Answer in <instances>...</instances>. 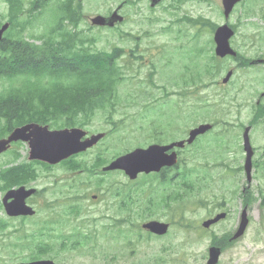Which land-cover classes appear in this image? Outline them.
Returning <instances> with one entry per match:
<instances>
[{"label":"rangeland","instance_id":"rangeland-1","mask_svg":"<svg viewBox=\"0 0 264 264\" xmlns=\"http://www.w3.org/2000/svg\"><path fill=\"white\" fill-rule=\"evenodd\" d=\"M125 1L78 0V3H83L84 12L79 30L93 26L90 19L85 21L88 16H108L120 6V14L125 17V21L115 28L97 27L82 34L90 40L86 47L93 51L112 53L116 48L123 50V56L117 59L123 77L118 87L121 100L114 115V122H119L121 126L112 134L115 127L110 116L100 111L91 121V131L106 130L110 135L98 149L86 155L84 161L91 164L96 157L112 160L118 153L124 154L140 147L143 136L161 128V122L179 124L182 130L176 129L172 139L176 141L184 133L188 138L189 131L204 123H217L218 129L214 134L201 137L184 154L186 162L180 163V167L190 174L189 180L186 177L190 185L188 189L184 188L185 181L182 182L180 175L174 187L166 193L158 189L145 191L144 194L137 192V187H131L125 176L109 173L102 179L93 178L97 184L91 188L80 184L82 189L79 194L100 192L104 200L94 205L81 202L83 212L72 216L68 212V207L72 206V193L64 183L61 187L63 203L55 210L60 215L55 226L57 232L45 235L39 242L52 241L55 249H60L59 255L51 253L57 263L207 264L211 234L200 232L196 226L199 224L201 227V221L218 212L220 204L225 203L223 211H229L230 217L212 227L210 232L223 234L238 228L236 226L244 207L238 190L247 184L245 172H242V131L252 120L254 105L264 93V65L239 68L237 61L227 60L225 65L235 67L231 81L226 85L221 83L227 69L221 70L219 75L214 71L209 78L214 32L210 27H203L202 18L223 25L226 20L221 0H164L163 7L159 9L151 7L150 0H127L128 4ZM7 6L5 0H0V20L7 15ZM58 6L57 1L45 5L37 21L49 26L57 24ZM228 22L238 28L232 44L241 53L248 58L264 56V0H247L238 5ZM43 24L34 22L25 37L42 32L45 28ZM200 45L206 49L204 55L198 48ZM133 57H138L136 62ZM187 70H191V74ZM193 75H202V80H195ZM8 86V81L0 79V90ZM184 90L190 94L180 96L179 92ZM152 110H160L161 114L149 115ZM26 118L21 117L18 122L15 120L8 124L29 123H20ZM223 128L226 131L222 135L220 130ZM10 130L8 125L4 127L5 132ZM250 135L257 151L256 161L264 160V119L255 124ZM225 143L230 152L223 155ZM23 149L27 151L26 145ZM253 176L254 196H258L260 190L264 193V171L257 169ZM79 177L81 182L89 179L86 175ZM42 182L39 178L36 184L41 186ZM124 187L133 198L124 217L127 221L132 219L131 223L135 226L125 224L118 228V225H123L119 222L122 213L119 208H113L110 194L115 195ZM260 204L261 200L248 208L251 223L246 236L227 249L219 264H264V207ZM44 209L42 207L40 212H45ZM152 219L175 222L172 232L159 239H142L134 227L139 225L142 229V224ZM0 220L9 221V227L0 232V243L8 246L0 257L5 264H21L29 255V250L21 251L11 244L21 236L19 231L28 229L27 232L31 233L30 230L38 229L43 221L41 214L24 223L5 218L0 209ZM77 230L88 235V244L82 250L72 246L77 239L74 235ZM70 235H73L71 239ZM67 239H70L69 249L64 250L62 243Z\"/></svg>","mask_w":264,"mask_h":264},{"label":"trees","instance_id":"trees-1","mask_svg":"<svg viewBox=\"0 0 264 264\" xmlns=\"http://www.w3.org/2000/svg\"><path fill=\"white\" fill-rule=\"evenodd\" d=\"M13 1L12 15L15 21L10 32L13 37L0 42V79L9 82L8 88L4 87L0 90V135L8 123L19 121L16 120L18 116L28 117L20 120V123L38 122L49 124L53 128L83 127L91 123L100 111L110 116V121L115 127L112 134L116 133L121 125L119 122H114V115L120 106L121 98L118 94V87L123 81L122 72L117 65L118 49L112 53H104L86 47L85 44L90 40L76 31L82 18L81 6L73 7V2L70 1H68L70 6H67V3L58 13L57 24L44 25L46 27L42 32L31 34L32 39L41 42H29L23 33L32 21L19 20L22 7L19 6L18 0ZM42 9L43 7L41 10L37 7L31 9L29 16L33 22L38 19ZM68 22L74 27L71 28ZM203 27H210L214 32L218 24L207 19ZM256 58L264 59V56ZM237 60L241 62L239 66L250 67L247 62L252 59L239 53ZM212 61L214 64L208 74L209 78L214 71L219 75L221 70L227 69L222 60L213 57ZM192 78L201 81L202 75H193ZM260 102L254 107H264V102ZM262 119H264V110H255L249 124L254 125ZM4 135L5 133L1 136ZM114 158L116 157L113 156ZM110 161L111 159L103 160L96 157L91 164L82 161L75 162L70 167H76L79 170H89L94 167L92 172L101 173L102 167ZM256 166L263 167L264 162L258 161ZM4 176L7 174L2 175L3 178ZM181 179L184 183L185 172L183 170H181ZM0 190H2L1 187ZM1 208L2 205H0ZM127 209H130L129 205ZM8 227V221L0 220V232H4ZM47 229V226H39L31 233H28L26 229L19 231L21 236L16 243L11 245L14 248H20L21 251L29 250V255L22 261L34 262L45 260L43 259L45 257L54 261L56 257L51 253L54 255L61 253L60 249H55L52 241L39 242L47 233L50 234L53 231V228L48 232ZM44 231L47 233L44 234ZM74 235L77 239L72 246L84 249V246L88 244V235L81 230L74 231ZM71 237L73 235H70V239ZM70 239L62 243L64 250L69 249ZM218 244L227 245L228 241L224 239L218 241ZM0 245V253H5L8 246L1 243ZM2 263L5 264L4 259L0 257V264Z\"/></svg>","mask_w":264,"mask_h":264},{"label":"flooded vegetation","instance_id":"flooded-vegetation-1","mask_svg":"<svg viewBox=\"0 0 264 264\" xmlns=\"http://www.w3.org/2000/svg\"><path fill=\"white\" fill-rule=\"evenodd\" d=\"M31 1L32 0H24L25 7L28 9V11L24 10V16L23 17L27 16L30 8L32 7ZM35 1L37 3L35 6L42 4V3H40V0H35ZM45 1H47V0H45ZM190 1L203 2L206 0H190ZM70 2H68L67 6H70ZM163 2H164V0H162L161 3L159 5H157V7L155 9H159V8L163 7V5H162ZM128 3L129 2L126 0L125 4H128ZM115 10H119L118 12L121 13L122 8L120 6ZM115 10H113L112 13L115 12ZM89 19H90V17L88 16V19L85 21L88 22ZM5 22H9V21H5ZM5 22H3V24ZM11 23H12V21H11ZM3 24L1 26H3ZM68 24H70V22H68ZM80 25H81V23H80ZM70 27L73 28L74 25L70 24ZM90 30H93V29H91L90 27H87L85 30L81 29L82 32L90 31ZM6 38L4 40H6ZM118 55H119V58L123 56V50L122 49L118 50ZM137 58L138 57H133V59H135V62L137 61ZM140 60H143V59L140 58ZM248 63L250 64L251 61H248ZM187 73L191 74V70H187ZM181 77H186V76H181ZM179 93H180L179 94L180 96H186V95L190 94L188 91H185V90L182 92H179ZM258 110H264V107L259 108ZM152 111L153 112H150L149 115L159 116L161 114L160 110L157 112H155L154 110H152ZM20 118L21 117L18 116V119H20ZM161 123L163 124L162 126H165V127L162 128V126H161V128H158V129L156 128V130H153L151 133H147L146 135H144L143 136V142L140 140L141 146L147 145V147H149V146L155 145V144L167 146V145H171L175 142L187 140V134L186 133H184V135H180L181 136L180 140H177V141L172 140L175 137V133H174L175 130L176 129L178 131L182 130V128L179 127L178 123H168V124H166V122L165 123L161 122ZM26 124H29V123H26ZM26 124H22V125L7 124L9 129H11V130L7 133L6 138H8L11 135V133L17 127L24 126ZM40 125L46 126L45 124H40ZM227 126H228V124L223 126V127H227ZM50 129L55 130L52 128H50ZM86 129L88 131V134L84 138V140L95 134L93 131H91L90 125L86 126ZM216 129H218V128L213 127V129L209 133H207L206 135H208L210 133L214 134V131ZM225 131H226L225 128L220 130V132H222V135L225 134ZM28 134H30V132H28L27 135ZM107 134L109 135V132H107ZM188 135H189V133H188ZM206 135H204V136H206ZM198 139H197V141H198ZM104 141L105 140L101 141L97 146L88 150L85 153L75 155V156L69 158L68 160L63 161L61 163H57V164H51V163H47V162L40 161V160H31L30 159V143L29 142L17 141V142L12 143L11 149L0 155V183L2 181H4V182L8 181V185L13 186V187H11V189L6 190V192H4V193L0 191V202H2V209H1L2 215L7 219H18L20 221H24V223H25L27 220H30L31 218H34L37 215L41 214V217L43 220L41 222V224H43L44 226H47V228H48L47 232L53 228V231L50 233V234H52L54 232H57V230H55V226H57V224H58V218L60 215H58L55 212V210H57V208H59V206L63 203L61 187L63 188L64 183L67 185L68 188H70L69 191L72 193L70 201H71L73 206L68 207V212L72 216L79 214V212H83V209L80 206L81 202H87L91 205L98 204V203L102 202L104 200V197L102 198V193H100V192L99 193L97 192L95 194H89V193H86L83 195L79 194V190L81 188L80 184H82L83 187H90L91 188L92 185L97 184L96 182L93 181V178L99 177L100 179H102V178L108 177L107 175L109 173L101 174L98 172H92L93 174H92V176H90V174L88 172H86L84 169L79 170V168H76V167L73 168V167H70V165L75 163V162L84 161L83 158L86 155H88L90 152L98 149L103 144ZM24 145H26L27 151H25V149H23ZM193 145H187L186 144L185 147H183V148H175L173 150L168 151V154H171L172 152L177 153L179 166L176 165L175 167H166V168H163L158 173H150V174L142 173L139 175V177L136 181L130 182V183L136 184L137 185V192H141L144 194L146 193L145 191H154V190H158V189H161L162 192L166 193L167 191H169L170 189H172L174 187L177 177H179L181 174L180 163L186 162V160L183 158V156H184V154H187V151L190 150V148ZM222 148H223V155L230 152L227 143H225V145ZM241 149H242V154H243V161H245L244 148H242V144H241ZM242 167H243L242 172H244V164ZM90 169L94 170L95 168L92 167ZM102 169H103V167H102ZM2 171H4V174L6 173L10 177V180H6L2 177V175H3L1 173ZM256 171H257V168L254 165V171H253L254 175H255ZM110 173H119L120 175L126 177V175L121 171H115V172H110ZM79 175H86L87 177H89V179L81 182V181H79V179H80ZM189 176H190V174L185 173V178L187 177L188 180H189ZM39 178H40V180L43 181L41 186L36 184V181ZM100 179H99V181H100ZM20 187H25L27 189H32V188L37 189L36 193L26 200L27 205L32 207L36 211V215L31 216V217L20 216V217H13V218L7 216V213H6V211L4 209V205H3L4 197L8 191L13 190V189H18ZM184 188H187V189L190 188V185L187 184V181L184 183ZM88 190H89V188H88ZM243 192H245V190ZM110 195L114 201L113 202V208H119V211L122 213L121 214L122 220H119V222L123 223V225H125L127 223V220L124 217L125 213H127L126 207H127L129 202L133 201V198L128 196V193L126 191V187L121 188L120 191L117 192L115 195L114 194H110ZM94 197H96V198H94ZM10 201H12V200H10ZM225 205H227V204H225V203L220 204V206L217 208L218 212H216L215 214L211 213V216H209L210 215L209 214L207 216V219L213 218L218 213H223V212L228 214L227 217H230L231 214L229 211H223V207ZM42 207H45V209H44L45 212H43V213L40 212V210L42 211ZM245 208H247V206H245ZM245 208L243 207V210ZM243 210H242V212H243ZM241 217H242V213H241ZM152 220H156V219H152ZM131 221H132V219L128 220V222H130V223H131ZM149 221H151V220H148V222ZM240 221H241V219H239L238 224ZM145 223H147V221ZM167 223H169V225L173 226V222L167 221ZM238 226L239 225H237L236 228ZM217 234H215V235H217ZM227 235H230L228 237V241L231 242L232 237L235 235V230L233 232H225L223 234H218L217 236L223 238L224 236H227ZM234 241H237V240H234ZM219 247L221 248L222 246H219ZM221 249H223L222 252L224 254V253H226V252H224V250L226 249L225 251H227L228 247H226L225 249L222 247ZM221 261H222V259H221ZM221 261H220V263H221Z\"/></svg>","mask_w":264,"mask_h":264},{"label":"water","instance_id":"water-1","mask_svg":"<svg viewBox=\"0 0 264 264\" xmlns=\"http://www.w3.org/2000/svg\"><path fill=\"white\" fill-rule=\"evenodd\" d=\"M160 0H152V5L155 6ZM241 0H223L224 14L229 18L235 5ZM124 18L115 12L111 17L106 18L98 15L92 19L93 25L114 27L116 23L122 22ZM9 24H5L0 28V41L3 39L4 33L8 30ZM234 31L228 26L224 25L217 29L215 33L216 54L224 58L227 55L237 56V53L230 45V39L233 37ZM255 64L264 63V61L253 62ZM233 75L230 71L223 83H228ZM212 128L210 124H203L191 130L187 143L192 144L197 137L205 134ZM27 131L31 134L26 135ZM251 127H248L244 133V146L247 153L245 169L248 178L251 179V171L253 167L254 150L251 145L249 133ZM87 135L86 131L80 128H67L61 130L51 131L48 126L42 127L37 124H31L22 128L16 129L8 139L0 141V154L8 150L11 143L18 140L30 141L31 145V159L42 160L51 164L60 163L69 157L85 152L95 146L105 135L99 134L92 136L84 141L83 138ZM185 142H177L168 146L152 145L147 149L138 148L125 155L120 156L113 161L109 166L105 167L104 171L122 170L132 180H135L140 173L159 172L163 167H172L177 164V153L168 154V151L175 147H184ZM35 189L27 190L21 187L17 190L10 191L4 198V205L7 214L11 217L19 216H33L36 212L33 208L27 206L26 199L34 195ZM10 199L13 201L9 202ZM226 217V214H220L215 219L204 223V227L209 228L211 225L217 223L219 220ZM248 224L246 211L243 215V222L240 230L235 235V239L240 237ZM145 229L151 232L164 235L167 233L169 225L152 221L144 225ZM221 250L218 248L210 249L209 264H216L219 260ZM24 264H56L53 261L43 260L34 261Z\"/></svg>","mask_w":264,"mask_h":264}]
</instances>
